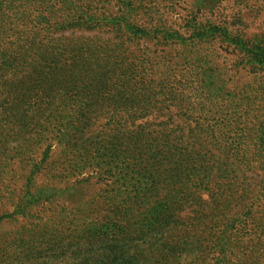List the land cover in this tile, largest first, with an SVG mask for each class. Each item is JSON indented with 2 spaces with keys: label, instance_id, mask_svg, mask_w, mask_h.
<instances>
[{
  "label": "rangeland",
  "instance_id": "rangeland-1",
  "mask_svg": "<svg viewBox=\"0 0 264 264\" xmlns=\"http://www.w3.org/2000/svg\"><path fill=\"white\" fill-rule=\"evenodd\" d=\"M0 9V58L23 48L9 64L0 59V264H264V0H0ZM123 19L134 25L127 35ZM67 43L129 58L136 77L110 88L144 92L132 98L136 116L121 121L151 133L149 145L162 130L204 146L224 169L233 161L235 184L220 180L223 217L212 225V240L224 229L222 253L193 220L201 245L182 257L161 246L180 235L158 232L165 194L150 196L134 233L97 223L92 203L143 197L151 179L126 168L140 140L94 133L92 147L76 152L70 121L43 113V84L29 75L50 45ZM75 104L65 99L63 115ZM83 202L85 214L76 210Z\"/></svg>",
  "mask_w": 264,
  "mask_h": 264
},
{
  "label": "trees",
  "instance_id": "trees-1",
  "mask_svg": "<svg viewBox=\"0 0 264 264\" xmlns=\"http://www.w3.org/2000/svg\"><path fill=\"white\" fill-rule=\"evenodd\" d=\"M3 10L0 9L1 14L4 13ZM116 23L126 35L129 33L124 31V26L129 24L134 29L129 19L117 20ZM135 31L139 32L138 29ZM64 47L62 49V45H50L49 49L44 52L45 60H40L41 63L36 62L33 67V76L29 75L28 83L43 84V92L47 99L42 102L45 104L43 113H46L48 117L63 116L70 121L68 124L73 126L74 133L71 134L69 149L76 152L92 147L87 142L94 137V133L102 135V141L105 140L104 137L124 140L128 137L135 142L140 140L142 154L139 155L136 150L134 152L128 149L124 151H129L127 154H131L126 168L129 174L138 172L151 179L150 186L141 188L140 193L143 197L127 202L113 200L109 204L92 203L89 210L97 212L99 217L104 218L103 221L97 220V223L104 222V226L113 227L114 231L123 229L125 232L131 230L128 234L134 233L133 227L136 221L154 206L150 196L165 194L167 198L166 202L160 203L162 207L159 211L158 222V227L162 224L163 227L158 228V232L161 233L168 229L171 232L170 235L174 233L180 235L174 242L168 241V236L163 237L161 246L166 247L170 254H176L179 257H182L186 249L189 251L196 249L203 242L202 239L200 241V235L194 228L193 221H198V224L203 222L209 229V242L214 241V247L222 253L224 229L220 231L215 240H212L214 238L212 225L223 217L221 215L223 210L219 208L222 184L220 180L225 178L227 186L235 184L231 179L233 161L227 169H224V166L219 163L221 159H214L210 151L206 149L204 151V146L196 147L188 139L167 135L162 130L155 132V144L149 145L147 142L151 133L144 129H131L121 121L123 118L136 116L138 100L133 99L144 92L126 90L124 93L128 95L123 97L122 92L110 88L111 85H121L136 77L137 74L132 71L133 64L129 58L125 55L113 57L104 50L81 49L77 43H67ZM35 48L38 46L29 51ZM22 49L21 47L3 48V56L0 59L5 64H9L15 55L22 54ZM19 57L24 59L25 55ZM117 59L119 60L116 61ZM260 61L264 63V58H259L257 63ZM13 81H18V79L13 78ZM65 99L76 103L72 109H65L69 115H63L64 108L60 106ZM121 99L124 100L121 101ZM40 101L37 97L34 103ZM35 114L40 113L33 110V116ZM104 118H108V122L103 123L99 129L95 128L98 120ZM71 121L77 124H72ZM234 154L235 151L231 153V159L236 158ZM102 164L100 162L95 167L105 168L107 172L111 171L112 167L118 169L117 164H108L110 168L106 165V167H101L104 166ZM100 168L99 172L102 170ZM74 185L71 186V190L76 188ZM204 192L210 193V201L206 202L207 200L203 197ZM76 207L78 213H86L85 202L79 203ZM101 210L105 211L103 215L99 214ZM96 226L99 227V225ZM164 253L166 255L165 251ZM165 255L162 258L163 262L168 261Z\"/></svg>",
  "mask_w": 264,
  "mask_h": 264
}]
</instances>
